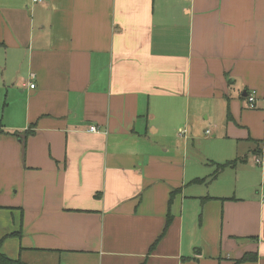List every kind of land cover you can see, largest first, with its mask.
<instances>
[{"label": "crops", "instance_id": "crops-1", "mask_svg": "<svg viewBox=\"0 0 264 264\" xmlns=\"http://www.w3.org/2000/svg\"><path fill=\"white\" fill-rule=\"evenodd\" d=\"M0 247L264 264V0H0Z\"/></svg>", "mask_w": 264, "mask_h": 264}, {"label": "built area", "instance_id": "built-area-1", "mask_svg": "<svg viewBox=\"0 0 264 264\" xmlns=\"http://www.w3.org/2000/svg\"><path fill=\"white\" fill-rule=\"evenodd\" d=\"M35 1H41V0H35ZM33 86H34L33 84H30V87H33ZM246 98H247V106L249 108H254L255 107V91L253 90V91L249 92L247 94ZM88 130L95 132L98 130V128L96 125H91V126H89ZM255 162L258 163L259 159H255Z\"/></svg>", "mask_w": 264, "mask_h": 264}, {"label": "trees", "instance_id": "trees-1", "mask_svg": "<svg viewBox=\"0 0 264 264\" xmlns=\"http://www.w3.org/2000/svg\"><path fill=\"white\" fill-rule=\"evenodd\" d=\"M246 258H243V260ZM0 264H27L20 257L12 259L0 251Z\"/></svg>", "mask_w": 264, "mask_h": 264}, {"label": "rangeland", "instance_id": "rangeland-1", "mask_svg": "<svg viewBox=\"0 0 264 264\" xmlns=\"http://www.w3.org/2000/svg\"><path fill=\"white\" fill-rule=\"evenodd\" d=\"M197 146V145H196ZM200 148H202L203 147V143L201 142L200 143V146H199ZM5 249H9L10 248V246H3ZM1 250H3L1 247H0V251ZM2 252V251H1ZM3 253V252H2ZM7 257H10V258H15V256H11V254H9V253H4Z\"/></svg>", "mask_w": 264, "mask_h": 264}]
</instances>
